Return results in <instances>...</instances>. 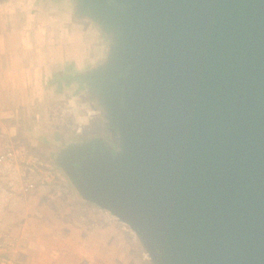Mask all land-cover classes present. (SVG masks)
Returning a JSON list of instances; mask_svg holds the SVG:
<instances>
[{"label": "water", "instance_id": "water-1", "mask_svg": "<svg viewBox=\"0 0 264 264\" xmlns=\"http://www.w3.org/2000/svg\"><path fill=\"white\" fill-rule=\"evenodd\" d=\"M79 1L109 38L86 86L134 144L66 154L86 199L153 264H264V0Z\"/></svg>", "mask_w": 264, "mask_h": 264}, {"label": "rangeland", "instance_id": "rangeland-1", "mask_svg": "<svg viewBox=\"0 0 264 264\" xmlns=\"http://www.w3.org/2000/svg\"><path fill=\"white\" fill-rule=\"evenodd\" d=\"M91 25L105 38L97 25ZM106 52L100 60L70 73L77 91L62 92L51 110L36 107L26 121L21 105L17 110L16 102L7 105L17 119L8 121L13 126L0 128V154L6 150L14 154L11 164H0V242L15 237L18 264H87L88 260L94 264H153L146 240L88 201L65 160L77 145L91 144L113 160L134 151L121 120L112 116L111 105L86 86L93 81L86 71L100 66ZM45 170L53 177L48 184L41 183Z\"/></svg>", "mask_w": 264, "mask_h": 264}, {"label": "crops", "instance_id": "crops-1", "mask_svg": "<svg viewBox=\"0 0 264 264\" xmlns=\"http://www.w3.org/2000/svg\"><path fill=\"white\" fill-rule=\"evenodd\" d=\"M79 3L0 0L1 129L13 126L8 121L17 119L9 103L16 102V110L21 105L23 120L29 121L34 108L42 109L43 105L49 111L62 92L77 91L72 71H81L104 56L109 38L105 33V38L97 34L92 22L85 21V15L78 10ZM13 96L14 100L9 98ZM72 99L70 92L68 100ZM87 264L94 263L88 260Z\"/></svg>", "mask_w": 264, "mask_h": 264}, {"label": "built area", "instance_id": "built-area-1", "mask_svg": "<svg viewBox=\"0 0 264 264\" xmlns=\"http://www.w3.org/2000/svg\"><path fill=\"white\" fill-rule=\"evenodd\" d=\"M14 154L12 150H6L5 152L0 154V164H11L14 160H12ZM26 163L28 164L29 160L26 159ZM52 175L49 171H44L41 177L42 184H48L52 180ZM15 237L10 236L5 240L0 242V264H18V261L15 257Z\"/></svg>", "mask_w": 264, "mask_h": 264}]
</instances>
